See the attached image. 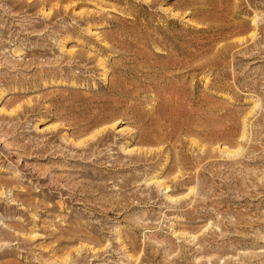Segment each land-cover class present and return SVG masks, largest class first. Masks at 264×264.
Returning a JSON list of instances; mask_svg holds the SVG:
<instances>
[{"label": "rangeland", "instance_id": "1", "mask_svg": "<svg viewBox=\"0 0 264 264\" xmlns=\"http://www.w3.org/2000/svg\"><path fill=\"white\" fill-rule=\"evenodd\" d=\"M0 264H264V0H0Z\"/></svg>", "mask_w": 264, "mask_h": 264}, {"label": "bare ground", "instance_id": "2", "mask_svg": "<svg viewBox=\"0 0 264 264\" xmlns=\"http://www.w3.org/2000/svg\"><path fill=\"white\" fill-rule=\"evenodd\" d=\"M176 15V14H175ZM219 20V19H218ZM147 135V134H146ZM157 139V138H156ZM144 140H145V138H144ZM148 152V151H147ZM150 152H151V150H150Z\"/></svg>", "mask_w": 264, "mask_h": 264}]
</instances>
